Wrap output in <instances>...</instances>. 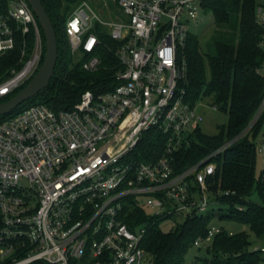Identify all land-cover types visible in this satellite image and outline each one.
Returning <instances> with one entry per match:
<instances>
[{"label":"built area","instance_id":"1","mask_svg":"<svg viewBox=\"0 0 264 264\" xmlns=\"http://www.w3.org/2000/svg\"><path fill=\"white\" fill-rule=\"evenodd\" d=\"M113 1L124 17L106 20L82 0L67 17L66 31L74 52L91 53L83 62L90 71L102 62L93 54L101 42L96 22L121 41L115 88L86 90L71 109L36 103L0 121V264H142L148 224L131 229L121 215L125 203L131 199L164 220L204 214L213 203L208 180L217 157L264 112L263 94L239 135L176 172L174 152L192 144L205 118L199 101L188 99L185 57L188 26L204 11L203 0ZM256 14L264 51V0ZM30 32L33 50L0 81V100L36 74L43 54L39 20L28 0L0 3V55ZM259 73L264 78V59ZM149 130L161 134L163 151L145 160L135 148ZM257 150L264 160V128ZM222 230L212 225L195 245ZM254 249L264 253V245Z\"/></svg>","mask_w":264,"mask_h":264},{"label":"trees","instance_id":"2","mask_svg":"<svg viewBox=\"0 0 264 264\" xmlns=\"http://www.w3.org/2000/svg\"><path fill=\"white\" fill-rule=\"evenodd\" d=\"M5 1L0 0V3ZM81 1L42 0L58 37L59 56L55 74L46 88L12 112L0 116V121L36 103H45L55 110L71 109L80 101L84 91L100 93L115 88L119 83L117 72L122 65L115 51L121 41L111 37L107 27L96 22L93 28L101 40L93 52L102 61L97 69L90 71L83 67L90 52L80 48L76 53L71 48L66 20ZM261 1L203 0L204 11H212L214 15V52L203 51L198 37L190 32L185 48L188 99L195 104L202 96H211L213 103L228 114V121L220 125L218 133L214 135L205 133L201 127L196 129L192 144L173 154L176 172L184 170L226 140L239 135L255 116L264 94V78L259 73L264 59V51L260 46L262 27L256 14ZM39 24L43 46L42 64L46 39L40 21ZM34 44L33 32L22 34L14 49L0 55V81L8 77L13 69L23 66ZM23 49H26L25 54L22 53ZM74 54L78 56L77 59ZM26 84L0 102L15 95ZM263 128L264 112L248 132L217 157V170L208 180V187L212 204H219V208L187 216L183 222L164 230L161 226L164 219L147 213L145 208L131 199L125 203L121 215L131 229L143 223L148 224L142 246L151 256L153 264H187L188 251L199 236L207 235L214 215L220 219L239 221L247 225L249 231L230 232L223 229L207 246L212 256L203 258L202 262L198 260L200 264H264V253L253 246L257 241L264 245V169L260 176L256 173L259 154L257 140ZM163 141L156 130L147 131L135 148L138 157L152 160L161 155ZM255 193L259 200L253 198ZM35 264L47 263L39 261Z\"/></svg>","mask_w":264,"mask_h":264},{"label":"rangeland","instance_id":"3","mask_svg":"<svg viewBox=\"0 0 264 264\" xmlns=\"http://www.w3.org/2000/svg\"><path fill=\"white\" fill-rule=\"evenodd\" d=\"M87 2L90 7L96 13H98L99 16L106 20H115L118 16H125L123 10L113 0H87ZM85 10L90 13V15L92 14V10H90L87 6H85ZM188 29L198 37L200 46L203 51L214 52L213 36L216 33V30L214 24V15L212 11H201L197 19L192 20L189 23ZM77 57L78 56L74 54V58L77 59ZM213 104L214 103L211 96H202V98L197 103V107L200 108L205 117L201 122L200 127L205 133L210 135L218 133L220 125L225 124L228 121V114L224 111H221L219 108L215 109L213 107ZM263 169V156L261 154H258L256 166V173L258 176L261 175ZM253 198L255 200H259V197L256 193L253 195ZM211 208L217 209L219 208V204L211 203L209 209ZM184 219V216L168 218L161 222V226L164 230H168L178 222H183ZM210 225H217L230 232H238L242 230L249 231L247 225L242 224L241 222L236 220L220 219L217 215H214L211 218ZM211 242L212 239L203 241L202 245L200 246L193 245L186 255L187 264H200L198 260L202 262L203 258L211 257L212 252H209L207 250V246H209ZM261 244L262 243H260V241H257L253 246ZM142 264H153L151 261V256L149 254L145 255Z\"/></svg>","mask_w":264,"mask_h":264},{"label":"water","instance_id":"4","mask_svg":"<svg viewBox=\"0 0 264 264\" xmlns=\"http://www.w3.org/2000/svg\"><path fill=\"white\" fill-rule=\"evenodd\" d=\"M28 2L35 11L45 33L46 52L43 63L30 81L15 95L0 102V116L12 112L19 105L36 96L41 90L49 85L55 74V68L59 56L56 29L42 0H28Z\"/></svg>","mask_w":264,"mask_h":264}]
</instances>
